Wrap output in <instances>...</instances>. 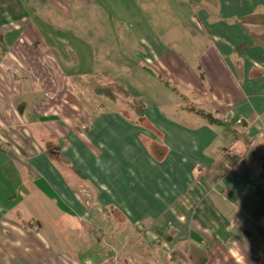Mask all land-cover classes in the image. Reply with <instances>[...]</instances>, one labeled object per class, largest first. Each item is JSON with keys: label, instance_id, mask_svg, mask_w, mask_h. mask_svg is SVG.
I'll return each instance as SVG.
<instances>
[{"label": "crops", "instance_id": "1", "mask_svg": "<svg viewBox=\"0 0 264 264\" xmlns=\"http://www.w3.org/2000/svg\"><path fill=\"white\" fill-rule=\"evenodd\" d=\"M37 4L0 0V264H264V0H101L130 10V73L181 99L104 73L137 120Z\"/></svg>", "mask_w": 264, "mask_h": 264}, {"label": "rangeland", "instance_id": "2", "mask_svg": "<svg viewBox=\"0 0 264 264\" xmlns=\"http://www.w3.org/2000/svg\"><path fill=\"white\" fill-rule=\"evenodd\" d=\"M36 1L41 12H30L36 21L53 24L55 28L53 31L68 39L77 36L90 37L85 39L88 40V44L83 45L85 50L84 61L86 68L96 72L91 77L90 88L92 95L99 96L104 102H101L103 109H113L128 119L137 120L128 108L132 107L130 102L143 107L146 104L139 97L133 95L131 91L120 92L106 78L104 73L108 72L117 74L130 86L135 87L134 90L145 93L152 100L155 99L160 103L180 102L181 99L178 93L165 87L156 79H149L145 73H141L139 76L136 73H130L131 68H134V60L129 56L122 58L123 54L126 53L122 48L126 47L123 45L124 37L133 38L137 32V29L131 26L130 10L124 11L123 19H121V13H116L111 9L110 12L104 10L101 6V0H91L90 4H87L88 6L85 4L86 0ZM85 7L91 11H85ZM95 25L100 26L92 29L91 26ZM88 27H90L89 30ZM67 48L72 49V45H67ZM75 48L76 50L73 54L71 53L69 60L73 61L74 66L78 64L84 68L82 48L77 45H75ZM83 68L80 69L85 70ZM180 108L181 106L177 105L176 109L172 107L170 111L181 113L183 109Z\"/></svg>", "mask_w": 264, "mask_h": 264}, {"label": "built area", "instance_id": "3", "mask_svg": "<svg viewBox=\"0 0 264 264\" xmlns=\"http://www.w3.org/2000/svg\"><path fill=\"white\" fill-rule=\"evenodd\" d=\"M232 118H233L232 114H226L224 120L227 121V122H230L232 120ZM237 121L241 122L242 120L238 119Z\"/></svg>", "mask_w": 264, "mask_h": 264}, {"label": "trees", "instance_id": "4", "mask_svg": "<svg viewBox=\"0 0 264 264\" xmlns=\"http://www.w3.org/2000/svg\"><path fill=\"white\" fill-rule=\"evenodd\" d=\"M151 72H153L152 71V69H149ZM154 73V72H153ZM167 86L169 85L168 83H165ZM212 118V117H211ZM214 121H218V119L217 118H212Z\"/></svg>", "mask_w": 264, "mask_h": 264}]
</instances>
